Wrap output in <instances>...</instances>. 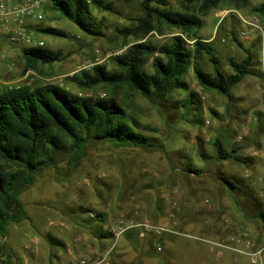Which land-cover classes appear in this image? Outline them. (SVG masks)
I'll return each instance as SVG.
<instances>
[{
  "label": "rangeland",
  "instance_id": "obj_1",
  "mask_svg": "<svg viewBox=\"0 0 264 264\" xmlns=\"http://www.w3.org/2000/svg\"><path fill=\"white\" fill-rule=\"evenodd\" d=\"M168 1L174 9H190L202 20L198 34L213 45L223 73L232 72L229 59H243L248 49L252 74L235 86L232 102L203 89L192 69L183 78L186 89L176 90L165 103H151L124 86L113 90L155 147L91 142L77 165L61 163L58 169L38 174L19 196L24 218L10 224L0 238L4 244L0 264H25L33 237H40L46 253H62L63 248L51 240H69V232H76L73 237L79 232H109L120 220L135 226L106 239L107 249L113 248L109 262L264 264V18L253 10L263 0H220L204 12L202 0ZM106 2L111 11L91 8V15L102 23L103 35L90 36L52 10L47 0L43 20L31 26L32 35L43 41V48L59 50L66 58L35 69L26 66L21 47L10 45L0 28V89L58 84L80 91L68 78L95 64L111 68L112 57L134 42L160 44L177 34L163 26L142 39L125 36L119 29L135 24L140 0ZM46 27L65 36L39 30ZM197 62L211 72L207 55H200ZM109 92L96 88L80 93ZM190 95L193 103L186 111L181 101ZM216 140L227 150L240 148L237 155L244 161L217 159ZM140 223L153 228L145 230ZM156 227L161 228V237L149 233L133 243L134 232H156ZM259 249L254 263L250 253ZM39 262L45 263L43 258Z\"/></svg>",
  "mask_w": 264,
  "mask_h": 264
},
{
  "label": "trees",
  "instance_id": "obj_2",
  "mask_svg": "<svg viewBox=\"0 0 264 264\" xmlns=\"http://www.w3.org/2000/svg\"><path fill=\"white\" fill-rule=\"evenodd\" d=\"M219 1L202 0L201 12L215 7ZM50 8L90 36L103 35L102 23L91 15V8L112 10L106 0H50ZM139 9L135 24L119 29L121 34L142 39L153 30L160 32L163 26L176 30L177 34L160 44L134 42L112 57L111 68L106 64H95L68 78L80 91L58 84L0 89V238L6 236L10 224L24 218L19 196L33 185L36 176L49 168L58 169L61 163L69 167L77 165L91 142L142 149L155 147L139 122L129 116L116 98L113 90L119 86L151 103H165L173 92L186 89L183 78L192 69L203 89L214 90L227 102H232L235 86L252 74L253 58L248 49L243 59H229L232 72L225 74L220 70L213 45L198 34L202 20L190 9L176 10L168 0H140ZM253 10L264 18V0ZM39 30L44 34L65 36L63 31L53 27ZM202 54L208 56L211 72L205 71L197 62ZM21 55L31 69L66 58L59 50L43 47H21ZM96 88L110 92L106 96L80 93ZM192 103L190 95L181 101V106L188 111ZM214 147L219 160L244 161L237 155L240 148L227 150L220 140L214 142ZM225 182L234 187L230 181ZM102 216L98 214L97 217ZM148 234L134 232L133 243ZM101 237L113 238V234L103 232ZM3 247L1 242L0 254ZM110 256L108 264H121L109 262ZM136 264L142 263L137 260Z\"/></svg>",
  "mask_w": 264,
  "mask_h": 264
},
{
  "label": "built area",
  "instance_id": "obj_3",
  "mask_svg": "<svg viewBox=\"0 0 264 264\" xmlns=\"http://www.w3.org/2000/svg\"><path fill=\"white\" fill-rule=\"evenodd\" d=\"M47 0H0V28L3 30L7 42L16 47H43L41 39H34L31 26L34 22L43 20L44 15L41 12L42 7ZM242 136L238 135L237 140L241 141ZM120 220L117 224L109 227V231L113 237H117L128 227H133L135 224L132 221L123 223ZM150 230L144 223L137 224ZM160 227H156L154 235H161ZM144 232H141L143 235ZM111 248L105 250L97 256H83L78 259L77 264H108V256ZM261 250L250 253L253 262L256 263Z\"/></svg>",
  "mask_w": 264,
  "mask_h": 264
},
{
  "label": "crops",
  "instance_id": "obj_4",
  "mask_svg": "<svg viewBox=\"0 0 264 264\" xmlns=\"http://www.w3.org/2000/svg\"><path fill=\"white\" fill-rule=\"evenodd\" d=\"M74 234L76 232H69V240L58 239V242L51 240V243L59 244L63 248L62 253L58 252L56 254H53L50 250L46 253L40 248V237H33L31 244H27L29 257L24 259V263L34 264L36 260L40 261L43 258L44 264H54L53 262L55 261L60 264H77L78 259L83 257V255L97 256L107 250L108 245L105 243L107 238L101 237L103 232H79V235H76L77 237H73ZM39 261L37 264H41Z\"/></svg>",
  "mask_w": 264,
  "mask_h": 264
}]
</instances>
